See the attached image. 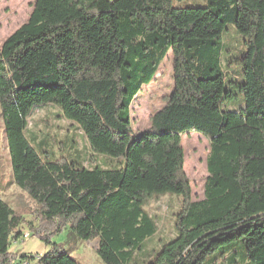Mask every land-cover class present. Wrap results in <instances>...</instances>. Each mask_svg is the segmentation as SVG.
Returning <instances> with one entry per match:
<instances>
[{
    "label": "trees",
    "instance_id": "16d2710c",
    "mask_svg": "<svg viewBox=\"0 0 264 264\" xmlns=\"http://www.w3.org/2000/svg\"><path fill=\"white\" fill-rule=\"evenodd\" d=\"M173 1L36 0L0 47L13 180L31 201L17 211L0 195V264H80L51 240L66 228L98 240L104 264H130L158 232L145 206L165 194L180 199L176 236L136 264H264V0ZM229 28L242 38L232 61L222 43ZM169 56L172 92L137 134L132 104ZM43 107L75 125L104 166H85L74 137L67 157L55 140L28 137ZM193 131L210 145L200 201L184 168L182 137ZM25 227L51 249L12 253Z\"/></svg>",
    "mask_w": 264,
    "mask_h": 264
},
{
    "label": "rangeland",
    "instance_id": "374dc122",
    "mask_svg": "<svg viewBox=\"0 0 264 264\" xmlns=\"http://www.w3.org/2000/svg\"><path fill=\"white\" fill-rule=\"evenodd\" d=\"M36 0H0V47L18 29L29 20ZM173 7H207L208 0H182L172 2ZM224 50L230 53L226 57L238 58L242 47V38L234 28L222 34ZM174 85L172 57L162 65L155 81L149 86L142 88L141 93L135 99L131 107L132 126L137 134L150 127L152 116L165 106L164 97L172 92ZM241 98L236 100L239 105ZM57 112L52 107H43L34 112L29 120L26 135L36 136L40 142L44 138L55 140L53 146L56 155L67 157L69 152L70 139L74 137L77 142L76 149L80 150L83 156L88 157L85 166H104V159L94 155L88 146L87 140L75 125L55 118ZM67 141V143H66ZM182 146L185 152V174L190 182L193 201H200L204 198V188L208 177L207 158L210 153L208 140L197 133L190 132L182 137ZM0 195L1 199L8 203L14 210L21 211L31 205L30 198L24 194L13 180V169L9 154L8 139L5 132L4 122L0 114ZM180 206V199L173 194H165L150 198L145 206L147 213L152 216L157 225L158 232L145 242L144 253L138 255L130 262L146 258L151 259L162 247L176 236L174 230V214ZM25 234L30 233L24 228ZM54 244L62 247V250L75 258L80 264H104L100 259L97 249L98 240L91 242L78 241L71 236L70 229L66 228L60 233L52 235ZM51 249L38 237L31 235L25 241L20 240L18 244L12 245L11 252L20 256H41Z\"/></svg>",
    "mask_w": 264,
    "mask_h": 264
},
{
    "label": "built area",
    "instance_id": "2783aa9c",
    "mask_svg": "<svg viewBox=\"0 0 264 264\" xmlns=\"http://www.w3.org/2000/svg\"><path fill=\"white\" fill-rule=\"evenodd\" d=\"M25 239H28L29 238V234L27 233V234H25V237H24Z\"/></svg>",
    "mask_w": 264,
    "mask_h": 264
}]
</instances>
